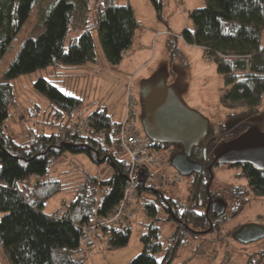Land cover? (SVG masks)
Listing matches in <instances>:
<instances>
[{"label":"trees","instance_id":"16d2710c","mask_svg":"<svg viewBox=\"0 0 264 264\" xmlns=\"http://www.w3.org/2000/svg\"><path fill=\"white\" fill-rule=\"evenodd\" d=\"M150 1L157 18L163 20L164 0ZM37 2L0 0V61ZM79 8L83 16L80 27L84 30L65 47L70 26H78L76 15ZM189 16L193 27L184 28L181 37L207 50L222 73L224 84L219 103L227 109V124L220 119L217 123L208 119L209 130L204 140L228 133L241 120L251 118L258 123L257 117L264 113V46L261 45L264 0H206V5L190 10ZM138 26L128 1L98 0L91 12L89 0H81L80 6L77 0H50L42 21L33 25L1 76L0 211L4 213L0 217V244L10 264H86L82 257H76L82 251V228L95 216L108 215L119 204L128 183V164L122 146L110 130L114 117L100 107L87 114L82 111L74 115V110L69 111L67 119H60L57 123L62 131L58 129L46 134L29 128L25 135L15 138L6 125L13 99V85L9 79L49 65H79L95 61L93 28L99 31L107 59L113 64L119 63ZM167 49L172 63L179 53L176 40L168 38ZM35 84L52 98L68 100L73 102V109L78 108V98L65 95L48 80L40 78ZM25 114L23 112L21 117L24 118ZM75 117H88L92 131L81 135L73 133L69 124ZM142 136L154 147L173 148L172 154L182 149L178 143L153 142L144 133ZM215 143L211 140L204 147L201 141L191 147L189 157L205 167L200 173L189 174L193 176L192 189L186 203L167 197L153 184L138 183L136 201L143 210L146 209V215L156 216L161 211L167 220L176 221V244L166 248L165 256L158 259L156 254L162 249L159 227L155 221H149L139 233L142 250L129 264H170L178 244L219 230L221 223L229 218L228 210L231 217L242 211L250 191L264 194V170L251 164L242 166L240 172L247 179L248 187L213 189L211 182L207 190L208 165L212 164V172L219 165L212 163ZM66 154L83 155L98 167L108 165L111 174L101 178L89 170L81 171L78 183L71 187L72 197L61 211L48 215L43 210L46 202L64 189L55 166ZM35 176L40 179L33 182ZM143 191L154 193V196L140 201ZM216 198H223L227 205L219 217L207 209L209 200ZM240 227L236 226L234 231ZM130 234L131 220L112 228L102 227L100 237H106L108 250L127 245ZM246 264H264V245L247 254Z\"/></svg>","mask_w":264,"mask_h":264},{"label":"rangeland","instance_id":"374dc122","mask_svg":"<svg viewBox=\"0 0 264 264\" xmlns=\"http://www.w3.org/2000/svg\"><path fill=\"white\" fill-rule=\"evenodd\" d=\"M49 1L38 0L29 19L16 34L0 61V78L33 25L42 21ZM77 1L80 6L81 0ZM97 1L89 0L91 12L96 8ZM120 1H128L131 4L135 19L143 28V32L140 33L137 27L130 47L123 52L121 62L113 64L107 59L99 31L93 28L91 32L95 61H87L79 65H49L9 79L13 85V99L9 106L6 125L9 133L15 138L25 135L29 128L46 134L58 129L62 131V127L57 123L60 119H67L69 111L73 110L74 115L82 111L87 114L100 107L106 109L115 119L124 113L128 89L137 103L136 125L142 134L143 129L139 116L142 89L146 85L153 84L162 75L165 76L166 84L176 88L179 96L189 108L201 113L211 121L217 123L220 119L219 121L227 124L225 119L227 109L219 103L221 87L224 85L222 73L205 48L190 44L181 37L184 28L192 29L193 27L189 11L206 5V0H164L163 20L157 18L155 7L150 0ZM82 22V10L79 8L76 15L78 26H70L64 42L65 47L69 45L72 38L77 37L84 30L80 27ZM170 37L176 40L179 48V53L174 57L172 63H170V54L167 49V40ZM261 45L264 46V29L261 35ZM40 78L54 84L65 95L78 98L80 100L78 108L73 109V102L52 98L41 91L35 84ZM120 109H122L121 112ZM262 110H264V104ZM23 112L26 113L24 118L21 117ZM75 118L69 125L80 120ZM257 119V126L263 129L264 113ZM172 153L171 151L170 156ZM168 157L164 164L165 171L174 173L175 169L170 165ZM55 169V173L64 183V189L46 202L43 210L48 215L63 209L67 200L72 197V188L78 183L81 171L89 170L101 178L111 174L108 165L98 167L85 156L73 154L64 155ZM163 171V169L162 172L157 171L156 177L146 180L145 183L148 182L160 188L167 197L178 198L181 202L186 203L191 193L193 176L180 175L177 182H171L169 179L168 182H162L159 176L163 174ZM240 172L241 167L238 166L228 164L216 166L213 169L212 188L248 187L247 179ZM32 181L37 180L33 179ZM153 196L154 193L143 191L140 201L145 197L152 198ZM131 210L133 212L130 219L131 234L127 245L106 250V244L104 245L106 237L90 236L91 241L97 240L95 246L98 249L96 253H92L93 256L91 255L95 264H129L133 257L142 250L139 233L143 225L149 221H155L159 227V241L162 244V249L156 254L158 259L165 256L166 248L176 244L175 220H167L161 211H158L156 216H147L146 209L143 210L139 201L132 204ZM3 213L0 211V217ZM230 214L228 210L227 217L229 218L221 223L219 230L208 233L202 238H192L188 243L178 244L170 264H246L247 254L258 246L264 245V239L250 244H242L234 240L232 235L234 228L238 225L243 226L249 223L264 225V194L250 191L242 211L234 217H231ZM90 242L82 241V247L89 245ZM196 243L199 244L198 251ZM82 256V251L76 254V257ZM99 260H102L101 263ZM0 264H10L7 253L1 244Z\"/></svg>","mask_w":264,"mask_h":264},{"label":"water","instance_id":"95a60500","mask_svg":"<svg viewBox=\"0 0 264 264\" xmlns=\"http://www.w3.org/2000/svg\"><path fill=\"white\" fill-rule=\"evenodd\" d=\"M140 100L142 109L140 121L144 135L153 142L178 143L182 146L183 150L170 159V165L180 175L201 172L203 164L189 157L191 147L201 141L206 147L209 141L222 137L215 135L204 140L209 130L208 118L189 108L176 88L166 84L164 75L142 89ZM212 156V163L229 165L247 163L264 170V128L260 129L255 122L246 123L236 137L218 141L212 149ZM208 170L210 177L207 190L214 176L212 164L208 165ZM136 179L144 185L145 171L138 170ZM226 207L224 200L210 199L207 204V209L210 208L217 217L224 214ZM232 237L242 244L258 242L264 239V225L259 223L243 225L233 232Z\"/></svg>","mask_w":264,"mask_h":264},{"label":"built area","instance_id":"2783aa9c","mask_svg":"<svg viewBox=\"0 0 264 264\" xmlns=\"http://www.w3.org/2000/svg\"><path fill=\"white\" fill-rule=\"evenodd\" d=\"M141 28V26H138V30H141ZM129 90H127L125 97L123 115L115 118L110 127L111 132L122 146L126 155L128 183L123 191L121 201L108 215L95 216L91 222L83 226L84 236L82 241L86 240L87 243L91 241L90 236L100 237L102 227L112 228L132 218L131 206L136 202L139 195V182L136 179L138 170L145 171L146 180H152L156 177V172H162V169L164 170L163 174L159 176L162 182H168V179L171 182H177L180 177V173L176 170L174 173L165 171L164 164L167 157L171 154V147H154L143 138L140 129L136 125L137 103ZM70 129L78 135L87 134L92 131L91 121L88 117L82 118L70 125ZM33 179L38 180L40 178L35 176Z\"/></svg>","mask_w":264,"mask_h":264},{"label":"flooded vegetation","instance_id":"af4514ba","mask_svg":"<svg viewBox=\"0 0 264 264\" xmlns=\"http://www.w3.org/2000/svg\"><path fill=\"white\" fill-rule=\"evenodd\" d=\"M141 122V121H140ZM252 121L251 120H249V119H247V120H241V122L239 121V123L237 122L236 124H234L233 125V127H232V129H231V131H229L228 133H226V134H224V135H220V136H222L220 139H216L215 141H216V143L218 142V141H220L221 139H224V140H229V139H231V138H234V137H236L242 130H243V128H244V125L247 123V124H249V123H251ZM230 133H232V134H230ZM215 143V144H216ZM171 149H173V148H171ZM183 149H181V150H179L178 152H176V153H179V152H181ZM176 153H174V154H172V156L173 155H175ZM192 159V158H191ZM193 160V159H192ZM194 161H196V160H194ZM203 164V163H202ZM247 163H242V164H239V165H232V166H238V167H242V166H244V165H246ZM220 165V164H219ZM229 165V164H228ZM204 164H203V168H202V170H201V172L204 170ZM193 173V172H192ZM196 173V172H195ZM200 173V172H199ZM213 201L214 200H224L223 198H216V199H212ZM225 201V200H224ZM211 210V209H210ZM260 224V223H259ZM263 225V224H262Z\"/></svg>","mask_w":264,"mask_h":264},{"label":"crops","instance_id":"0c3cea01","mask_svg":"<svg viewBox=\"0 0 264 264\" xmlns=\"http://www.w3.org/2000/svg\"><path fill=\"white\" fill-rule=\"evenodd\" d=\"M140 25V24H139ZM141 26V25H140ZM142 27V26H141ZM139 32H143V28H141V30H139ZM122 109H120L121 112ZM117 117V116H116ZM76 119V118H75ZM97 245V240L92 241L89 245H85L82 247V254H83V259L85 260L86 264H95V261H93L92 259V253L97 251L98 248H96ZM94 249V250H93ZM92 255V256H91ZM102 260H99V262L101 263ZM98 264V263H97Z\"/></svg>","mask_w":264,"mask_h":264}]
</instances>
